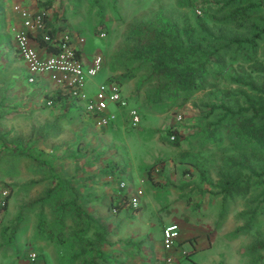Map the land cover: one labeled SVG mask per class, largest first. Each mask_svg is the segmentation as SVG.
Segmentation results:
<instances>
[{
  "label": "rangeland",
  "instance_id": "374dc122",
  "mask_svg": "<svg viewBox=\"0 0 264 264\" xmlns=\"http://www.w3.org/2000/svg\"><path fill=\"white\" fill-rule=\"evenodd\" d=\"M179 2L180 0H55L59 6L57 10L65 12L69 30L84 40L80 46L75 44L82 55L83 62L90 61L91 64L97 55L102 57L103 68L96 77L88 78L86 92L88 93L87 87L90 89L92 82L98 85L113 74L121 76L125 85L122 90L123 95L126 96L125 93H128L134 97L128 106L136 110L140 108L137 110L141 116L138 130L124 126L125 128L120 129L119 132L109 133L115 139L108 147H112L114 151L117 150L121 165L125 166L123 171L127 172L125 175L129 174L138 179V173L154 164L156 159L162 158L163 155L167 158H177L179 152H183L179 156L189 158L193 163H199L200 172L190 165L192 173L202 176L200 173L204 172L201 177L204 180L201 182L206 186L202 187H206V190L210 189L209 192L213 194L212 184L216 181V172L221 159L236 157L242 151L234 139L226 137L224 130L220 129L215 137H212L206 127L209 120H217L220 114L216 113L210 119L204 118L208 111L204 105L217 104L221 93L212 88L195 93L181 108L172 106L168 102L150 106L147 101L149 83L147 82L141 88L138 86L140 80L147 74L145 69L137 68L136 64L129 62L122 55L128 25L133 21L148 17L151 12L159 9L167 14L183 16L193 22L196 16L203 18L201 12L203 8H206L210 13L207 24L211 29L216 30L213 20L214 17L219 18L220 14L216 11L215 0H189L188 2H192L191 8L180 7ZM101 34H104V37H101ZM5 37L0 36L2 45L4 41H9L8 37ZM5 44L7 45L4 47L5 51L0 52V64L8 61L11 66L4 73L0 71V80L6 75L16 77L13 79L25 77L26 71L22 74L21 61L16 56L11 41ZM132 72L134 77L128 79L126 75ZM224 88L233 89L235 86L230 85L226 80L218 86L220 90ZM88 94L91 97L90 93ZM78 104L82 105L78 108L80 112L83 104ZM13 108L15 112L17 106ZM110 110H113L112 107ZM179 116L182 117L181 121L177 119ZM49 119L47 116L37 115L25 121L21 117L11 115L9 122L0 128V189H10L4 181L16 178L15 189L10 195L7 209L0 220V232L5 230L4 235L0 234V240H4L3 248H12L15 255H20L22 245L25 246L21 257L22 264H29L27 262V250L29 249L39 254L43 251L51 254L56 252L58 245L55 239L61 233H59L58 217L54 214L56 204L53 202L56 199L68 201L72 194L64 192L60 196L55 189L50 204L49 202L42 204V200L48 192L47 189H52L53 184L56 183L53 179H56V172L59 168L57 167L59 166L58 159H73L71 148L76 144L78 146L82 144L76 138L78 135L71 133L73 128L69 125L56 126L51 132L45 131L49 130L48 127L42 128L38 125ZM30 121H34L35 124L32 128ZM11 125L13 127L9 128L8 126ZM170 125L178 128L182 139L180 149L173 148L167 152V144L162 141L161 134ZM87 153L88 151L85 155ZM185 154L188 155L185 156ZM46 160L49 165L43 164ZM257 165L264 168L262 161ZM72 168V165L68 167L67 172H72ZM30 180H33L31 181L34 184L32 187L28 185ZM142 188V197H145L144 185ZM5 196L3 195L1 200ZM147 196L146 198L149 199L150 195ZM213 197L215 201L210 204L208 213L201 211L202 213L198 215L194 214L193 224L191 221L180 222L181 231L185 233L188 231L187 234L190 235H199L198 241L192 244L190 240H182L180 243L176 242L173 249L164 250L160 229L164 223L172 224L173 219L164 215L165 210L161 213L156 212L147 205L143 207L140 219L137 217L131 221V231L135 233L134 236L138 235L139 241L144 239L151 248L158 250L159 264H166L167 259L171 260V264H264V249L259 250L255 247L257 240L264 241V208L257 212L253 221H250L246 200L236 199L222 202L219 196ZM154 199L157 202L167 201L165 198L157 199L156 197ZM205 215H208L207 218ZM65 218L67 222L72 221L71 215ZM203 219V223L199 224L198 222ZM40 225L44 226L45 233L39 231ZM209 245L210 248H201V246ZM131 247H137V245ZM178 247L189 248V250L195 247L197 255L192 256L188 252L190 254L188 258L179 259L173 253V250ZM3 259L4 264H10V258ZM58 263L56 254L52 258H47L46 261L41 256L38 261V264ZM0 264H3L1 258Z\"/></svg>",
  "mask_w": 264,
  "mask_h": 264
},
{
  "label": "crops",
  "instance_id": "0c3cea01",
  "mask_svg": "<svg viewBox=\"0 0 264 264\" xmlns=\"http://www.w3.org/2000/svg\"><path fill=\"white\" fill-rule=\"evenodd\" d=\"M46 2H52V6L47 9L43 8L45 7L43 4ZM14 6H20L32 14L44 12L47 17L46 26L51 30L56 29L55 38H61L63 33H68L73 37L76 35L69 30L65 12L57 10L59 6L55 0H0V36H6L9 39V41L3 42L4 45L0 43V52L5 51L4 47L7 46L5 42L10 43L11 41L18 57L14 46V34L22 28V21L19 14L14 11ZM48 6L50 5L46 7ZM61 27L63 28L61 29ZM32 46L41 57L51 55L50 52L39 46L36 38L33 39ZM18 59L21 61L22 74L26 71L25 77L13 79L16 77L6 75L0 80V128L9 122L11 115L21 117L25 121H29L31 117L34 118L37 115L47 116L50 118L48 121L44 120L38 124L42 128H49L45 131L51 132L56 126L69 125L73 128L71 133L77 134V140L82 142L80 146L76 144L71 148L73 159H58L59 166L57 167L59 168L56 172V179H53L56 182L53 184V189H57L60 196L64 192L72 194V196L68 201L59 199L62 204L58 208V213H63V227L60 222L61 217H59V233L61 234L55 239L58 245L56 252L51 254L43 251L39 256L41 255L42 259L46 261L47 258H52L56 254L58 264H159L158 250L151 248L144 239L139 241L138 235L134 236L135 233L130 228L131 221L140 217V213L146 205L156 212L161 213L165 210L166 214L164 215L173 219L172 224L179 226L181 233H179L177 243L182 240H190L191 244L198 241V234L190 235L187 234L188 231L186 233L181 231L180 222L191 221L193 224L194 214L198 215L202 213L201 211H204L205 214L208 213L210 204H213L215 200L212 192H209L211 190L202 187L206 185L201 182L203 180L201 176L185 172L186 169L191 168L190 164L184 161L185 158L179 156L183 152H179L177 158H167L163 155L162 158L156 159L155 162L162 161L164 169L161 174H153L152 181L147 178L146 170L153 164L138 173V179L129 174L125 175L126 171H123L125 166L121 165L117 150L114 151L112 147H108L115 139L109 133H116L120 129H124L126 127L124 121L119 120L115 124H110L106 129H97L83 109L78 111L82 105L75 103L67 96L66 90L52 83L48 76H36L34 82L29 83L26 66L19 57ZM84 65L89 66L90 61H84ZM10 66L11 63L8 61L3 62L0 64V71L4 73ZM109 77L104 78L105 81L102 83L109 82ZM98 85L92 82L90 89L87 87L90 98L94 97ZM51 96H59L60 99L57 103L51 104L46 100ZM16 106L17 109L13 112V107ZM29 123L31 128L34 127V121ZM8 127L12 128L13 126ZM71 128H69L70 131ZM170 147L167 145V152L173 149ZM82 148L85 149L81 150ZM180 148L181 144L178 149ZM86 151H88L87 155H85ZM48 163L47 160L43 162L45 165ZM66 165L68 167L72 165V172H67ZM88 168L89 170H87ZM123 176H126L125 179L132 188H142L144 185L145 197L140 199L138 211L122 210L113 213L110 206L119 192L116 180ZM15 179L2 180L6 185H9L10 193L15 189ZM31 181L33 180L28 182L30 187L34 186ZM56 184L58 185L56 186ZM5 192L6 188L0 189V202ZM147 195H150L149 199L146 198ZM156 197L157 199L165 198L167 201L159 200L157 202L154 199ZM72 200L75 203L73 206L68 204ZM77 211H81L80 215H76ZM65 214L72 215L71 222H67ZM2 215L0 212V220ZM205 216L207 218L208 215ZM206 218L204 219L207 220ZM204 219L201 222L195 221L202 224ZM70 226L73 228L71 229ZM167 226L169 225L165 223L161 226V234ZM4 232L5 230L0 234L4 235ZM3 244L4 240H0L1 262L4 264L3 258L8 257L10 264H22L21 257L25 246L22 245L23 249L20 255H15L12 248L4 249ZM132 245H137V247H131ZM201 248H210V245L201 246ZM188 252L192 256L197 255L195 247L191 250L184 247L173 250L174 256L179 259L188 258L190 255ZM166 264L168 263L166 262Z\"/></svg>",
  "mask_w": 264,
  "mask_h": 264
},
{
  "label": "trees",
  "instance_id": "16d2710c",
  "mask_svg": "<svg viewBox=\"0 0 264 264\" xmlns=\"http://www.w3.org/2000/svg\"><path fill=\"white\" fill-rule=\"evenodd\" d=\"M188 1L180 0L179 6L191 8L192 2ZM215 1L216 11L220 14L213 20L216 30L207 24L210 13L206 8L201 12L203 18L196 16L193 22L159 9L128 25L122 55L137 68L145 69L147 74L138 86L141 88L149 83L147 101L150 106L168 102L181 108L195 93L210 88L221 93L217 104L204 105L208 109L204 118L220 114L217 120H209L206 127L212 137L220 129L224 130L226 137L234 139L242 151L236 157L221 159L216 181L212 184L213 195L219 196L222 202L246 200L247 214L253 221L257 212L264 208V168L257 165L264 162V0ZM43 5L47 9L52 2ZM46 19L45 16V33L52 41L45 42L41 34L36 39L40 47L55 54L57 49L53 39L56 29H49ZM126 77L133 78V72ZM122 78L113 74L108 81L115 82L124 90ZM226 80L235 88L218 89ZM66 94L70 97L68 92ZM125 94L128 104L134 100L133 96ZM59 99V96L46 98L51 104ZM161 139L178 149L182 138L178 128L170 125L162 132ZM184 161L200 172L198 162L193 163L189 158ZM163 169L161 160L150 166L146 170L149 181H152L153 174H161ZM185 172L191 173L192 170L188 168ZM200 174L203 176L204 172ZM54 191L53 188L48 189L42 204H50ZM118 191L110 206L112 212L138 211L139 208L132 209L128 204L127 193L120 194L119 188ZM5 193L0 203L1 214L7 209L10 189ZM53 203L56 204L54 214L58 219L61 217L63 227V213H58L62 203L57 199ZM68 204L75 205L73 200ZM80 212L77 211L76 215ZM39 229L41 233L46 232L42 225ZM255 247L264 249V241L257 240Z\"/></svg>",
  "mask_w": 264,
  "mask_h": 264
},
{
  "label": "built area",
  "instance_id": "2783aa9c",
  "mask_svg": "<svg viewBox=\"0 0 264 264\" xmlns=\"http://www.w3.org/2000/svg\"><path fill=\"white\" fill-rule=\"evenodd\" d=\"M22 21V28L14 34V46L18 57L23 61L28 72V82H34L36 76H48L49 80L69 93L70 98L83 104L84 113L90 116L93 125L97 129H106L110 124L117 123L120 119L126 127L137 130L141 123L139 112L128 106L121 87L115 82H105L98 85L93 98L86 92L88 78L96 77L103 68V60L100 55L93 58L89 66H85L80 51L75 47L83 43V39L63 33L61 38H54L57 52L48 57H41L32 46L33 39L43 35L45 42L52 39L45 33V14L39 12L32 14L20 6H14ZM104 37V34H101ZM50 104V103H49ZM114 110H110V108ZM117 111V112H115ZM178 120L181 119L179 116ZM120 194L127 193V202L132 209L140 207V199L143 196L141 187L132 188L125 178L116 180ZM142 183V182H141ZM3 195H6L4 193ZM163 247L170 250L179 238L176 224L165 227L162 231ZM39 253L35 250H27V262L38 264ZM166 262L171 264V260Z\"/></svg>",
  "mask_w": 264,
  "mask_h": 264
}]
</instances>
